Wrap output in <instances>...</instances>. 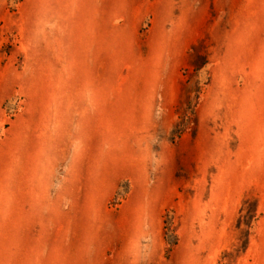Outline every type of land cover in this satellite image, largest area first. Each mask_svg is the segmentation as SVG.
Returning a JSON list of instances; mask_svg holds the SVG:
<instances>
[{
    "label": "rangeland",
    "instance_id": "rangeland-1",
    "mask_svg": "<svg viewBox=\"0 0 264 264\" xmlns=\"http://www.w3.org/2000/svg\"><path fill=\"white\" fill-rule=\"evenodd\" d=\"M0 264H264V0H0Z\"/></svg>",
    "mask_w": 264,
    "mask_h": 264
}]
</instances>
